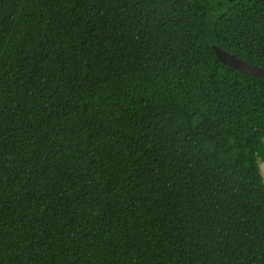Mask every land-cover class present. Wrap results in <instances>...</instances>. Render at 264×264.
Here are the masks:
<instances>
[{
  "label": "trees",
  "instance_id": "trees-1",
  "mask_svg": "<svg viewBox=\"0 0 264 264\" xmlns=\"http://www.w3.org/2000/svg\"><path fill=\"white\" fill-rule=\"evenodd\" d=\"M264 0H0V264H264Z\"/></svg>",
  "mask_w": 264,
  "mask_h": 264
},
{
  "label": "water",
  "instance_id": "water-1",
  "mask_svg": "<svg viewBox=\"0 0 264 264\" xmlns=\"http://www.w3.org/2000/svg\"><path fill=\"white\" fill-rule=\"evenodd\" d=\"M228 1L234 2L236 0ZM213 50L215 51L218 61H220L223 65L228 66L246 75L264 79V67L259 65H250L244 60H242L240 57H238L236 54H232L216 45H213ZM262 168L264 172V163L262 164Z\"/></svg>",
  "mask_w": 264,
  "mask_h": 264
},
{
  "label": "flooded vegetation",
  "instance_id": "flooded-vegetation-1",
  "mask_svg": "<svg viewBox=\"0 0 264 264\" xmlns=\"http://www.w3.org/2000/svg\"><path fill=\"white\" fill-rule=\"evenodd\" d=\"M263 169V168H262Z\"/></svg>",
  "mask_w": 264,
  "mask_h": 264
}]
</instances>
